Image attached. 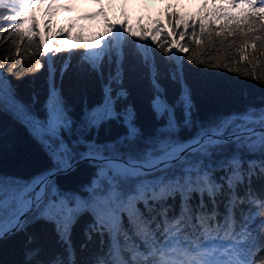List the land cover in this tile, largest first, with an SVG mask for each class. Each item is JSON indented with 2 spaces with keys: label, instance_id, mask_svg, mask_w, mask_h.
<instances>
[{
  "label": "snow or ice",
  "instance_id": "snow-or-ice-1",
  "mask_svg": "<svg viewBox=\"0 0 264 264\" xmlns=\"http://www.w3.org/2000/svg\"><path fill=\"white\" fill-rule=\"evenodd\" d=\"M34 2L8 0L6 3L0 0V36L9 32L18 33L21 41L24 37L32 39L39 36L35 17L26 16ZM225 3L232 8L239 6L241 12L231 15L226 12L224 5L214 7L212 15L217 20H225L216 35L226 33L227 36L235 37V29H239L245 37L242 41L244 47L238 49L240 61H248L249 47L253 53L264 55L256 43L264 41V36H249L250 33L264 30V23L260 24L259 29L250 23L253 19L264 21V0H259V7L257 0H225ZM28 19L32 20V26L24 29L23 24ZM205 19L207 16L201 17L199 22L202 33L207 27L203 23ZM241 24L245 26L241 27ZM182 27L187 29L189 24L185 22ZM109 28L115 29L118 36L123 26L117 28L109 25ZM124 30L132 32L131 28ZM160 30L158 27L152 31L153 42H156ZM146 31L143 28L140 30L141 38H146ZM168 35L171 37L168 44L172 46L167 49L168 53L174 48H178L180 53L188 51L176 39L178 36L183 41L186 33H177L175 24ZM192 38L197 44L201 43L194 32ZM40 43L43 45L44 41ZM60 43L64 45L68 41L62 40ZM105 47L107 51L96 52L89 57L90 64L99 69L105 60L112 61L115 75L111 79L117 83L122 82L123 64L129 55L139 56L149 64L156 89L152 107L157 117L167 118L165 125L157 136L147 141L142 151H135L133 145L140 137V130L134 123L135 113L131 106L123 111L117 110L118 101L126 97L127 92L121 89L113 95V89L106 86L104 102L85 114L84 126L98 128L108 120H122L127 128L123 141L129 150L127 153H110L105 145L101 151L100 146L94 147L92 140L84 136L86 150L81 151L79 156L100 161L93 181L95 187L88 194L87 200L75 194L65 195L50 181L57 172L66 170V160L76 159L72 155L76 147L64 136L65 132L72 129L73 121L58 104H49L47 119L39 120L15 99L10 89L5 92L0 81V110L9 108L17 119L23 117L21 122L30 126L33 134L45 143L54 161L53 167L47 172L22 183L0 178V239L12 235L14 231H24L38 219L54 222L61 240L68 245V264H75V253L69 240L71 226L82 211L90 210L94 216L92 231L99 235L101 244L107 238L106 250L94 258L93 264H264V198L258 197L251 190L253 175L264 179V160L258 166L250 163L247 167L250 174L245 175L242 158L235 155L229 157L219 165L226 169V175L221 177L222 183L215 179L216 165L209 166L216 152L229 145L249 150L258 147L264 152V103L259 107L248 106L242 112L220 115L213 124L201 127L194 136L181 141L175 135L180 127L175 106L168 103L155 79L154 58L143 56L135 47L127 53L113 51L111 40ZM44 51L49 52V48L45 46ZM167 59L173 57L169 55ZM201 64L204 62L201 61ZM36 66L40 67L39 64ZM206 66L212 67L213 64ZM3 67L0 64V69ZM215 67L230 74H240L239 69L232 67L231 61L215 64ZM243 69L246 78H256L264 84V78L251 75L247 63ZM181 77L182 70L177 66L174 78ZM179 101L184 108L183 124L190 126L193 124L192 92L186 84H182ZM75 140L79 145V137ZM242 185L247 189L243 193L240 192ZM194 194L199 195L196 206L192 205ZM177 196L180 198L179 212L172 215V206L168 201ZM219 198L226 202L222 217ZM140 205H143V210ZM245 205L249 210H245ZM125 217L128 227L124 225ZM257 219L259 224L253 230ZM88 239H92L91 234H88ZM256 242L260 244L259 254L253 255ZM39 252V249L27 252L26 260L32 261ZM36 264L44 262L37 260ZM51 264L64 262L56 257Z\"/></svg>",
  "mask_w": 264,
  "mask_h": 264
},
{
  "label": "trees",
  "instance_id": "trees-1",
  "mask_svg": "<svg viewBox=\"0 0 264 264\" xmlns=\"http://www.w3.org/2000/svg\"><path fill=\"white\" fill-rule=\"evenodd\" d=\"M47 1L50 2L48 5ZM194 3L196 12L189 15L187 5L177 0H166L161 6L134 0L130 2L125 0L123 5L119 0H104L105 9L85 22L77 17V12L64 14L53 0H35L26 16L35 17L39 36L32 39L24 37L22 41L18 33L9 32L0 36V64L4 65L0 69V81L5 92L10 89L15 99L41 121L47 119L49 104H58L73 121L72 129L65 132L64 136L76 147V152L72 153L76 159L66 160L64 167L80 158L79 153L86 150L84 136L92 140L94 147L100 146L101 151L106 145L110 153L128 152L129 146L123 141L127 128L122 120H108L98 128L84 126L85 114L104 102L106 86L113 89V95L121 89L127 92V96L121 97L118 101L117 110L123 111L131 106L135 113L134 123L140 130V137L133 145L135 151H142L147 146V141L157 136L166 123L167 118L157 117L153 110L151 102L156 95V89L153 85L152 68L141 57L129 55L126 58L120 83L111 79L115 75L112 61L105 60L99 69L92 67L89 60L90 47H95L98 52L107 51L105 46L109 40L113 43V51L127 53L135 47L143 56L154 58L152 63L156 71L155 79L168 103L175 106L176 118L180 124L175 135L181 141L194 136L201 127L210 126L220 115L242 112L248 106L259 107L264 103V84L256 78H246L243 69V65L247 63L253 77L264 78V55H260L259 52L253 53L249 47L248 61H240L238 49L244 47L242 41L245 37L240 34L239 29H235L237 32L235 37L227 36L226 33L216 35L219 26L223 25L225 20H217L212 15L214 7L224 5L226 12L231 15H238L241 8L228 7L225 0H194ZM244 7L247 10V6ZM115 9H121L118 25L119 28L123 26L118 40L109 29V21L114 18ZM62 15L63 20L59 22L58 18ZM205 16L207 19L203 23L207 27L202 33L199 22L200 18ZM185 22L189 24L187 29L182 27ZM250 23L259 29L264 21L253 19ZM98 24H101V31L97 28ZM174 24L177 33L182 31L186 33L183 41L176 37L177 41L188 49L186 53H180L178 48H174L171 53L167 52V49L172 47L168 44L171 39L168 34L172 32ZM31 26V19L23 24L24 29ZM244 26L241 24V27ZM158 27L161 30L156 36V42H153L152 31ZM127 28H131L132 32L124 30ZM142 28L147 30L146 38L139 35ZM193 32L201 41L200 44L193 40ZM132 33L137 35L133 36ZM98 34H100L98 39L91 40ZM255 35L264 36V30L249 34L253 38ZM41 40L44 41L43 45L40 43ZM62 40L68 43L61 45ZM231 41L235 43L230 44ZM251 42L250 39L249 44ZM256 43L260 50L264 51V41ZM45 46L49 48V52L44 51ZM169 55L173 59H167ZM5 56L8 57L7 60L4 59ZM201 61L204 64H201ZM229 61L232 62L234 69L240 70L239 75L215 67V64ZM209 63L213 66H206ZM37 64L40 67H37ZM177 66L182 70L181 78H174ZM182 84L188 85L192 92L193 124L190 126L183 124L184 108L179 101ZM22 120L23 117L17 119L9 108L0 110V178L6 181L22 183L53 167L54 161L45 143L37 138L30 126L21 122ZM76 137L80 139L79 145L76 144ZM233 155L242 158L245 175L250 174L247 172L250 163L258 166L264 160V152L258 147L249 150L233 145L226 146L217 151L209 162L210 167L216 165L214 176L217 182L222 183L221 177L226 175V169L219 165ZM98 164L81 163L72 171L55 176L50 183L65 195L75 194L87 200L88 194L95 187L93 181L96 179ZM251 184V190L258 197L264 198V179L253 175ZM130 187L129 185L128 188ZM246 190L243 185L240 187L241 193ZM198 200L199 195L194 194L192 205L196 206ZM168 203L172 206L171 214H178L180 198L177 196ZM218 203L222 217L226 202L219 198ZM140 207L143 210V205ZM245 210H249L247 205ZM93 224L92 212L84 210L71 226L69 240L75 253V264H93L94 258L107 248V238L105 243L101 244L99 235L91 229ZM258 224L257 219L253 224V230ZM124 225L128 227L126 217ZM88 234L92 235L91 240L88 239ZM67 247L68 245L61 240L54 222L38 219L30 223L24 231L0 241V264H36L37 260L51 264L56 257H60L64 264H68ZM35 249L40 250L39 255L32 261H27L26 253ZM259 249L260 244L256 242L252 254H259Z\"/></svg>",
  "mask_w": 264,
  "mask_h": 264
},
{
  "label": "rangeland",
  "instance_id": "rangeland-1",
  "mask_svg": "<svg viewBox=\"0 0 264 264\" xmlns=\"http://www.w3.org/2000/svg\"><path fill=\"white\" fill-rule=\"evenodd\" d=\"M74 1L75 0H67V8L69 9V8H72V7H74ZM76 1H78V0H76ZM82 1V3H83V8L82 9H80V11L82 12V15L84 16V17H87L88 15H90V14H92L93 12H94V10H91V7H92V5H93V3H94V1L93 0H81ZM143 3L145 2V3H147V4H158V5H161L163 2H164V0H141ZM178 1H180V0H178ZM195 11V5L194 4H190V8L188 9V12L189 13H192V12H194ZM119 16H120V11L118 10L117 12H116V16H115V19L113 20V21H111V25H117L116 24V22H117V19L119 18ZM117 27V26H116ZM98 29L100 30L101 29V27L100 26H98ZM113 30H115V29H113ZM96 52H98L97 50H96V48L95 47H90V49H89V55L91 56L93 53H96Z\"/></svg>",
  "mask_w": 264,
  "mask_h": 264
},
{
  "label": "water",
  "instance_id": "water-1",
  "mask_svg": "<svg viewBox=\"0 0 264 264\" xmlns=\"http://www.w3.org/2000/svg\"><path fill=\"white\" fill-rule=\"evenodd\" d=\"M86 161H95V162H98V163H100V161L99 160H93V159H87V158H79L78 160H76L74 163H72L70 166H67V168H66V170H61V171H59V172H57V174L55 175V176H57V175H59V174H62V173H67V172H70L71 170H73L74 168H76L79 164H81V163H83V162H86ZM54 176V177H55ZM14 233H16L15 231H14ZM13 233V234H14ZM1 240H3V239H0V241Z\"/></svg>",
  "mask_w": 264,
  "mask_h": 264
}]
</instances>
